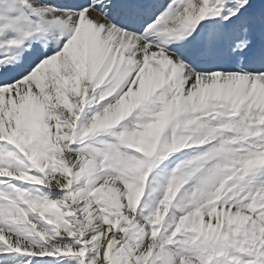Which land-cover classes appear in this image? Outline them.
I'll return each mask as SVG.
<instances>
[{"label":"snow or ice","instance_id":"snow-or-ice-1","mask_svg":"<svg viewBox=\"0 0 264 264\" xmlns=\"http://www.w3.org/2000/svg\"><path fill=\"white\" fill-rule=\"evenodd\" d=\"M0 264H264V0H0Z\"/></svg>","mask_w":264,"mask_h":264}]
</instances>
